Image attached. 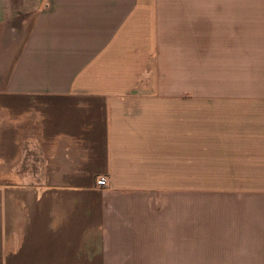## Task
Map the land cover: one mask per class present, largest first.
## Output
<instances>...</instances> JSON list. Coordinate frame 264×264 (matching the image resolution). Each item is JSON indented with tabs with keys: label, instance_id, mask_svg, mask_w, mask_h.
Listing matches in <instances>:
<instances>
[{
	"label": "crops",
	"instance_id": "crops-1",
	"mask_svg": "<svg viewBox=\"0 0 264 264\" xmlns=\"http://www.w3.org/2000/svg\"><path fill=\"white\" fill-rule=\"evenodd\" d=\"M0 264H264V0H0Z\"/></svg>",
	"mask_w": 264,
	"mask_h": 264
},
{
	"label": "rangeland",
	"instance_id": "rangeland-1",
	"mask_svg": "<svg viewBox=\"0 0 264 264\" xmlns=\"http://www.w3.org/2000/svg\"><path fill=\"white\" fill-rule=\"evenodd\" d=\"M38 0H8V4L14 11L27 10L33 5H36Z\"/></svg>",
	"mask_w": 264,
	"mask_h": 264
},
{
	"label": "built area",
	"instance_id": "built-area-1",
	"mask_svg": "<svg viewBox=\"0 0 264 264\" xmlns=\"http://www.w3.org/2000/svg\"><path fill=\"white\" fill-rule=\"evenodd\" d=\"M108 185V181L106 177H97L95 181V187L97 189H105Z\"/></svg>",
	"mask_w": 264,
	"mask_h": 264
}]
</instances>
